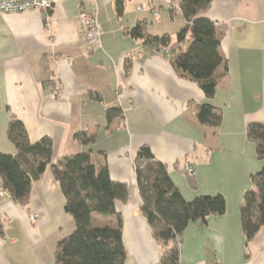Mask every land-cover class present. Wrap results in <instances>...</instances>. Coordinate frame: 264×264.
Returning a JSON list of instances; mask_svg holds the SVG:
<instances>
[{"label":"crops","instance_id":"crops-1","mask_svg":"<svg viewBox=\"0 0 264 264\" xmlns=\"http://www.w3.org/2000/svg\"><path fill=\"white\" fill-rule=\"evenodd\" d=\"M117 1L56 0L48 12H0V150L17 154L8 138L16 119L31 143L52 140L54 161L88 150L105 159L112 179L129 189L128 201L117 203L125 264H162V244L142 214L135 170L138 150L148 146L186 200L222 195L226 201L224 215L185 230L180 264H264V227L247 244L241 222L251 175L264 165L247 139L250 123L264 124V0H213L206 14L223 26L219 52L228 67L216 73L220 86L211 103L222 110L223 122L215 134L198 121L197 105L206 101L198 84L174 70L165 50L126 32L143 21L149 34L175 38L185 24L180 10L172 0H123L119 17ZM82 12L96 16L99 43L86 40ZM155 20L160 30L154 33L161 34L149 30ZM56 87L61 95L54 97ZM114 107L123 114L109 122ZM82 131L93 143L75 139ZM65 205L51 167L33 182L25 206L0 178V264H56L59 242L76 228Z\"/></svg>","mask_w":264,"mask_h":264},{"label":"trees","instance_id":"trees-1","mask_svg":"<svg viewBox=\"0 0 264 264\" xmlns=\"http://www.w3.org/2000/svg\"><path fill=\"white\" fill-rule=\"evenodd\" d=\"M213 0H172L185 24L175 38L170 34L151 35L147 24L139 22L127 29L133 39L165 50L171 57L174 70L196 82L205 102L198 106L199 123L215 134L223 122L222 110L211 103L220 86L216 75L220 67L228 73L227 63L219 52L218 32L223 26L206 17ZM117 13L124 14V1H117ZM173 12V11H172ZM195 103H189L193 106ZM121 108L108 110V121L121 117ZM8 138L17 154L0 150V178L10 197L27 205L33 182L51 167L56 181L66 198L65 210L76 228L59 242L55 254L56 264H125L127 259L123 240V220L117 211L118 202H127V184L112 179L104 160H96L92 151L64 156L54 161L53 143L43 138L31 143L25 126L12 120ZM75 139L83 146L93 143L87 132H78ZM247 139L256 146L259 160L264 161V124L250 123ZM135 170L142 200V214L147 219L153 237L162 244V264H180L182 236L194 223L207 225L210 217L226 213L222 195H199L186 200L177 188L165 164L158 161L148 146H142L136 155ZM191 185L196 183L191 180ZM251 188L244 194L241 207L242 230L246 243L252 242L264 227V165L251 175Z\"/></svg>","mask_w":264,"mask_h":264},{"label":"built area","instance_id":"built-area-1","mask_svg":"<svg viewBox=\"0 0 264 264\" xmlns=\"http://www.w3.org/2000/svg\"><path fill=\"white\" fill-rule=\"evenodd\" d=\"M56 0H0V12L2 13H23L27 11H39L48 12L52 10ZM142 9L141 7L139 8ZM155 17L158 13L152 11ZM81 22L83 25L84 36L87 41L92 43L100 42V30L99 24L96 16L89 14L87 12H82ZM52 95L54 97L61 95V90L59 88L53 89ZM186 174L189 177L195 175V171L192 167L187 166ZM32 221L35 223L38 219V214H34Z\"/></svg>","mask_w":264,"mask_h":264},{"label":"rangeland","instance_id":"rangeland-1","mask_svg":"<svg viewBox=\"0 0 264 264\" xmlns=\"http://www.w3.org/2000/svg\"><path fill=\"white\" fill-rule=\"evenodd\" d=\"M163 16H165L167 19H169V16L167 13H165ZM158 22H159L158 20L157 21L155 20V21H153L152 25L150 26L149 30H151L153 33L160 30L159 26H158L159 25ZM174 23L176 24L177 22H174ZM175 27H176V25H175ZM174 33H172V34H174ZM154 34H161V31H159V33H154Z\"/></svg>","mask_w":264,"mask_h":264}]
</instances>
